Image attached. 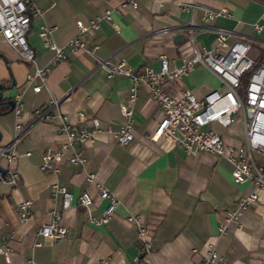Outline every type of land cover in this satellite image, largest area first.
<instances>
[{
	"label": "crops",
	"instance_id": "1",
	"mask_svg": "<svg viewBox=\"0 0 264 264\" xmlns=\"http://www.w3.org/2000/svg\"><path fill=\"white\" fill-rule=\"evenodd\" d=\"M121 1L34 0L40 11L31 17L26 37L37 63H49L53 54L39 35L41 25H50L51 37L64 44L78 32L76 18L87 22L106 8L111 9V18H102L97 27L88 29L84 41L94 46L96 57L109 63L124 58L137 69L144 65L158 69L164 54L170 66L179 65L192 53L189 29L195 44L209 47L215 43L217 26L231 30L230 40L250 42L251 54L257 58L264 52V0H137L136 7L117 10ZM204 7H225L230 15L205 21ZM255 22L261 24L259 31ZM65 54L49 63L46 83L34 90L25 83L33 65L0 36V83L8 85L15 80L11 87L0 88L6 106L0 110V149L15 137L11 109L15 92H21L24 110L23 128L14 143L18 182L0 179V233L9 240L12 261L24 264L32 257L54 264H142L133 262L138 246L136 227L126 218L138 213L152 227L149 258L155 264H215L205 258L203 245L207 240L214 242L225 264H264V187L234 182L232 164L224 156L210 151L186 152L165 136H152L161 110L144 85H138L136 98L130 100L128 77L107 76L96 57L84 50L66 48ZM162 84L174 95L184 88L198 96L223 88L218 76L198 62L187 74L165 79ZM53 98L57 100L54 105L50 104ZM121 102L131 108L133 116V137L126 143L117 142L105 130L116 128L124 119ZM47 105L54 113H64L75 128L87 125L92 116L98 117L103 130L93 142L81 145L83 164L64 162L56 173L41 167L44 151L56 148L64 139L56 131L58 117L47 120L35 112ZM210 126L228 143H244L243 114L239 122L234 118L227 127L216 122ZM252 155L256 161L263 160L259 151H252ZM6 165L0 154V166L4 169ZM85 171L93 172L95 179L88 180ZM54 181L72 194L66 208L61 192L52 195ZM95 181H101L118 197L112 215L100 225L87 218V213L99 216L107 204L106 198L98 196ZM83 189L94 197L87 210L77 201ZM253 189L258 198L219 233L218 223L226 211L236 205L239 195ZM22 199H30L25 219L18 213ZM52 207L60 210V222L66 227L60 237L37 233L39 225L50 218Z\"/></svg>",
	"mask_w": 264,
	"mask_h": 264
},
{
	"label": "built area",
	"instance_id": "2",
	"mask_svg": "<svg viewBox=\"0 0 264 264\" xmlns=\"http://www.w3.org/2000/svg\"><path fill=\"white\" fill-rule=\"evenodd\" d=\"M127 5L136 7L137 0H122L116 9L120 10ZM39 11L40 8L34 0H0V36L17 51L24 61L33 65V70L26 73L25 83L31 85L34 90L40 89L46 83L50 71L49 63L66 56V48L81 49L96 57L94 46H88L84 41V36L88 29L99 25L100 19L111 18L110 8L89 18L87 22L76 18L78 32L69 37L64 44H57L51 37L50 25H41L39 35L43 37L45 44L53 50V54L49 63L39 65L36 61L35 50L26 37L31 17ZM220 14L230 15L225 7L218 9L204 7L202 18L208 21ZM114 26L117 28L115 23ZM254 27L259 31L261 24L255 22ZM230 31L227 27L217 26L215 43L207 47L195 44L194 34L190 28L187 39L192 53L181 64L175 66H170L169 59L164 54L160 57L158 69H153L149 65L137 69L129 65L124 58L112 63L99 57H96V60L100 66L105 68L107 76L119 74L128 77L130 100L136 98V89L138 85L142 84L146 87L149 95L159 103L161 114L155 124L152 136H165L179 143L186 152L210 151L224 156L232 164L231 176L234 182L248 181L256 188L264 187V52L257 60V57L251 54V43L241 39L230 40L228 38ZM196 62L204 64L214 72L223 84V88L210 89L203 96L196 95L190 88H184L176 95L165 89L162 84L165 79H173L187 74ZM245 71H248L247 81L245 86L240 89V78ZM56 103L55 98L50 102L53 105ZM11 109L15 117V137L9 145L0 149V154L7 160L3 173H0V179L16 184L19 173L14 166V159L17 155L14 143L22 131L24 120L23 100L20 91L13 95ZM120 109L125 116L122 122L116 128L108 126L105 130L111 133L117 142L126 143L133 137L132 110L125 102L120 103ZM239 110L242 111L244 117L245 138L243 144L235 145L228 143L222 133L215 130L210 124L216 122L227 127L234 121L235 113ZM35 112L47 120L58 117L56 131L64 137L56 148L44 151L41 167L56 173L64 162L83 164L85 155L82 153L81 145L93 142L97 133L103 130L98 117L92 116L87 125L75 128L64 113H54L48 105L36 108ZM252 151L261 152L263 160L256 161ZM85 177L88 180L95 179L94 173L90 171H85ZM95 182L99 190L98 196L106 198L107 204L99 216L87 213V218L94 224L100 225L107 222L112 215L115 205L118 203V197L101 181ZM52 188V195L55 196L61 192L63 195L62 206L63 208L68 207L72 198L71 192L57 181L52 183ZM257 198L258 193L255 189L239 195L236 205L227 210L223 220L218 223L219 233L225 232L227 222L237 218ZM77 201L87 210L94 202V197L88 190L83 189L78 193ZM29 204L30 199L19 201L18 213L21 219L27 217ZM48 213L50 218L39 225L37 233L49 237L64 235L66 227L60 222V210L52 207ZM126 218L136 227L138 246L137 253L132 257L133 262L155 264L149 258L152 250V227L144 222L138 213H130ZM203 246L206 251V260L215 264H225V257L215 250L212 240H207ZM11 250L8 238L0 233V264H15L10 258ZM192 250H196V248L193 247ZM102 262L105 261L102 260ZM24 264L54 263H43L29 257L24 261Z\"/></svg>",
	"mask_w": 264,
	"mask_h": 264
},
{
	"label": "trees",
	"instance_id": "3",
	"mask_svg": "<svg viewBox=\"0 0 264 264\" xmlns=\"http://www.w3.org/2000/svg\"><path fill=\"white\" fill-rule=\"evenodd\" d=\"M257 60H259V57L257 58ZM247 76H248V71H245L242 75H241V78H240V87H244L245 84H246V81H247ZM4 98L3 97H0V110H4L6 109V106H3L4 104Z\"/></svg>",
	"mask_w": 264,
	"mask_h": 264
},
{
	"label": "water",
	"instance_id": "4",
	"mask_svg": "<svg viewBox=\"0 0 264 264\" xmlns=\"http://www.w3.org/2000/svg\"><path fill=\"white\" fill-rule=\"evenodd\" d=\"M14 83H15V80L12 78L11 83H9L8 85L4 84V83H0V88L5 87V86L11 87ZM1 94L2 93L0 91V97H1ZM0 171H1V173H3V171H4V169L1 166H0Z\"/></svg>",
	"mask_w": 264,
	"mask_h": 264
},
{
	"label": "rangeland",
	"instance_id": "5",
	"mask_svg": "<svg viewBox=\"0 0 264 264\" xmlns=\"http://www.w3.org/2000/svg\"><path fill=\"white\" fill-rule=\"evenodd\" d=\"M239 88L241 89L242 87H239ZM241 117H242V111L239 110V111L236 112V114H235V118H236V120L239 122L240 119H241ZM214 126H215V125H214Z\"/></svg>",
	"mask_w": 264,
	"mask_h": 264
}]
</instances>
